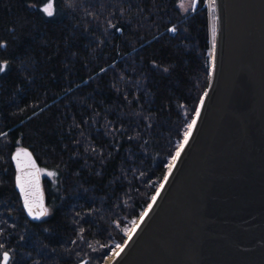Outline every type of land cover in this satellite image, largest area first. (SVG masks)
I'll list each match as a JSON object with an SVG mask.
<instances>
[{"label":"trees","instance_id":"16d2710c","mask_svg":"<svg viewBox=\"0 0 264 264\" xmlns=\"http://www.w3.org/2000/svg\"><path fill=\"white\" fill-rule=\"evenodd\" d=\"M178 1L0 0V264L97 257L149 204L211 75L208 5ZM26 147L58 174L40 219L15 186Z\"/></svg>","mask_w":264,"mask_h":264},{"label":"water","instance_id":"95a60500","mask_svg":"<svg viewBox=\"0 0 264 264\" xmlns=\"http://www.w3.org/2000/svg\"><path fill=\"white\" fill-rule=\"evenodd\" d=\"M215 3L216 50L200 116L110 264H264V0ZM13 154L24 209L40 219L25 206L47 209L39 164L27 147Z\"/></svg>","mask_w":264,"mask_h":264},{"label":"rangeland","instance_id":"374dc122","mask_svg":"<svg viewBox=\"0 0 264 264\" xmlns=\"http://www.w3.org/2000/svg\"><path fill=\"white\" fill-rule=\"evenodd\" d=\"M197 3V0H179L178 1V5H179V7H180V9H181V11L182 12H184V11H189V10H194L195 9V6L197 5L196 4ZM205 3L208 5V15H209V25H210V11H209V6H211L212 7V14H213V16H215V19H216V14H215V9H216V3H215V6L213 7V0H205ZM46 9H47V11H50V6L49 5H47L46 6ZM210 36H211V25H210ZM211 39H212V36H211ZM210 44H211V40H210ZM209 58H210V62H211V67H212V55H211V48L209 49ZM211 69V68H210ZM211 71H212V69H211ZM199 107V106H198ZM195 113V112H194ZM195 118V114L191 117V118H189V121L185 124L186 125V127H185V130H184V132H183V134L187 131V125L188 124H190L191 123V121L193 120ZM183 134H182V136H183ZM183 142V137L181 138V140L179 141V143L177 144V146H176V150H175V152H174V154L173 155H171V156H169V160H168V162L166 163V167H167V171H166V173L167 172H169V162H170V160H171V157L172 156H174L175 155V153H176V151H178V149H179V145L181 144ZM165 173V174H166ZM165 174H164V176H165ZM40 175H47L48 177H49V179H51V183H53V184H56L57 183V181H58V174H57V171H56V169H54V168H52V167H49V168H47V169H44V168H40ZM163 176V177H164ZM163 177L161 178V181L159 182V184L157 185V188L155 189V193H156V191H157V189H159V187H160V185L162 184V179H163ZM151 200V199H150ZM150 202V201H149ZM149 205V204H148ZM147 205V206H148ZM146 206V207H147ZM46 208H47V215H49L50 213H51V211H52V207H50V206H48V205H46ZM142 211V210H141ZM141 211L139 212V216L141 215L140 213H141ZM139 216L138 217H136V218H134V219H132L130 222H129V224H128V227H126L125 228V231H124V238H123V240H116V239H113L112 241H111V244L109 245L108 244V246H106V248L104 247V251H103V253H101L100 255H97V257H95V256H90L89 257V259L87 260L86 258H85V260H86V264H100L102 261H104L105 260V257L108 255V253L109 252H112V251H114L115 249H116V245H121L122 243H123V241L127 238L126 237V235L128 234V231L132 228V226H133V221H137L138 219H139ZM81 260V259H80ZM78 262H79V260H78ZM77 262V263H78ZM76 263V264H77Z\"/></svg>","mask_w":264,"mask_h":264},{"label":"snow or ice","instance_id":"6c2138e0","mask_svg":"<svg viewBox=\"0 0 264 264\" xmlns=\"http://www.w3.org/2000/svg\"><path fill=\"white\" fill-rule=\"evenodd\" d=\"M215 6V0H213V7ZM48 15H52L51 11H48ZM175 29H173L174 31ZM216 33H217V29H216V19H215V16H213V21H212V37H213V46H215V37H216ZM5 69L3 66H0V72H3ZM203 98H201L200 100V105L203 106ZM200 116V108L198 107L196 110H195V117L196 118H199ZM196 118H194L190 124L187 125V131L183 134V143L179 145V150L176 151L175 155L172 157V163H173V166H174V162L179 158V156L181 155V151L183 150L184 146L187 145L188 143V140L190 138V135H191V132H192V129L194 127V125L196 124L197 120ZM16 159L19 158V154H17V157H15ZM169 171H171V168L169 169ZM167 179V178H165ZM161 188H163V185H161ZM23 190V188H22ZM160 194V189H157V193L156 195L152 196V201L155 202L157 200V197L159 196ZM25 206L28 208V211H29V214H32V215H35L37 217H40V216H44V215H47V209H36L35 211L33 210V207L31 205H29L28 201L26 200L25 201ZM152 204H149L148 205V208L149 210L152 208ZM147 215V212L141 214L140 216V220L141 222L144 220L145 216ZM136 222L133 221V224H135ZM135 231V229H133V232ZM128 239L130 240L131 239V235H129ZM116 248L120 249V251H123L122 248H120V245H116ZM120 251H117L115 253L116 256H119L120 255ZM3 260L5 261V264H7V260H8V253H4L3 254Z\"/></svg>","mask_w":264,"mask_h":264},{"label":"bare ground","instance_id":"6f19581e","mask_svg":"<svg viewBox=\"0 0 264 264\" xmlns=\"http://www.w3.org/2000/svg\"><path fill=\"white\" fill-rule=\"evenodd\" d=\"M209 11H210V25H211V36H212V21H213V14H212V7L209 6ZM215 41H216V37H215ZM210 47H211V55H212V64H213V57H214V54H215V50H216V47L213 46V37L211 39V44H210ZM183 143V142H182ZM181 143V144H182ZM179 150V149H178ZM173 157V156H172ZM172 157H171V160L169 162V168L173 167V163H172ZM176 161L174 162V165H175ZM168 168V169H169ZM143 213V212H142ZM139 221H140V218L136 221L135 224H133L132 228L128 231V234L127 236H129L132 232H133V229H136L138 227V224H139ZM122 245H120L121 247ZM117 251H120V249L116 248L114 251L112 252H109L108 255L105 257V260L102 261L100 264H110L114 258L116 257L115 253Z\"/></svg>","mask_w":264,"mask_h":264}]
</instances>
